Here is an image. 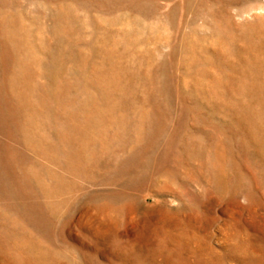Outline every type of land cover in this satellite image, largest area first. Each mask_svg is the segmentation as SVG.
Here are the masks:
<instances>
[{
  "label": "rangeland",
  "instance_id": "374dc122",
  "mask_svg": "<svg viewBox=\"0 0 264 264\" xmlns=\"http://www.w3.org/2000/svg\"><path fill=\"white\" fill-rule=\"evenodd\" d=\"M0 264H264V0H0Z\"/></svg>",
  "mask_w": 264,
  "mask_h": 264
},
{
  "label": "bare ground",
  "instance_id": "6f19581e",
  "mask_svg": "<svg viewBox=\"0 0 264 264\" xmlns=\"http://www.w3.org/2000/svg\"><path fill=\"white\" fill-rule=\"evenodd\" d=\"M102 51H103L104 54H107V55L111 54V53H109V50H107L105 45L102 46ZM109 61H110L111 65L116 66L117 63H114L115 61L112 59V55L110 56ZM109 89L110 88H105L104 89L105 90L104 95L99 97V99H98V97H96L95 100L88 99L86 101V103H85V106H86L85 108L89 112L87 116H88V122H89L91 127H98V122H96V119L93 118V116L91 115L92 112L97 113L99 116H101V115H103L105 113H113L114 112V109L112 107H106L103 104L105 101H107V97H109V95H108L109 94ZM143 121H145V119ZM83 135H84V133H83ZM87 136H85L84 139H82V140L84 142H86V141H90L91 142V140H89V137H87ZM92 142H94V141H92ZM101 143L103 144L104 142H101ZM85 144L83 146H85Z\"/></svg>",
  "mask_w": 264,
  "mask_h": 264
}]
</instances>
